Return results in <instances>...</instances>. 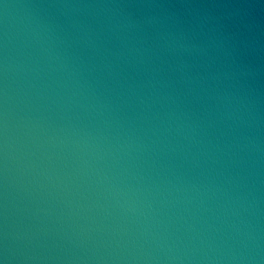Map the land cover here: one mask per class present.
Wrapping results in <instances>:
<instances>
[{"label":"water","instance_id":"water-1","mask_svg":"<svg viewBox=\"0 0 264 264\" xmlns=\"http://www.w3.org/2000/svg\"><path fill=\"white\" fill-rule=\"evenodd\" d=\"M0 264H264V0H0Z\"/></svg>","mask_w":264,"mask_h":264}]
</instances>
